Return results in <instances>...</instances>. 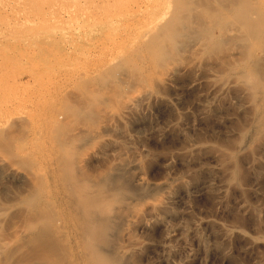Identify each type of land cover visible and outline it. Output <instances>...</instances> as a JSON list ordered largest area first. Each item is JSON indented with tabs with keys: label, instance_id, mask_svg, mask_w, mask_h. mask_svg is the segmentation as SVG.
Instances as JSON below:
<instances>
[{
	"label": "rangeland",
	"instance_id": "rangeland-1",
	"mask_svg": "<svg viewBox=\"0 0 264 264\" xmlns=\"http://www.w3.org/2000/svg\"><path fill=\"white\" fill-rule=\"evenodd\" d=\"M167 3L0 0V106L13 108L0 114V235L19 246L9 264L32 249L14 228L40 208L50 224L38 242L53 248L20 264L86 261L60 174L68 157L89 184L121 170L133 180L106 189L126 197L108 235L121 264H264V136L241 79L246 34L192 35L171 53L153 44Z\"/></svg>",
	"mask_w": 264,
	"mask_h": 264
},
{
	"label": "bare ground",
	"instance_id": "bare-ground-1",
	"mask_svg": "<svg viewBox=\"0 0 264 264\" xmlns=\"http://www.w3.org/2000/svg\"><path fill=\"white\" fill-rule=\"evenodd\" d=\"M203 2L204 3H200V0H168L166 10L164 11V14H163V18L158 20L155 23L156 25L154 26L155 27L154 29L157 30L156 33H154V35L150 34V35H153V38L154 37L158 38L161 35V37L157 39L158 42H156L155 40V42L153 41V44L158 43L159 45L160 43V46H162L163 49H166V50L169 49L170 51L172 50L171 53H173V50L177 46H180L181 44H184L185 42H187L186 40L188 38L191 39L192 35H195L197 37L198 36L204 37L205 40H207V42L213 41L214 43V41H216L217 43L220 41H224L225 39L230 38V37L233 38V35L235 34L237 35L238 33L240 34L243 33V36L244 34H246L245 37H243L242 34L241 36L243 37V41H242L243 48L248 53L247 54V68L248 69L246 71L244 70L245 72L241 73L242 74L241 79L245 81L243 83L248 84V87L250 88L251 98L256 100L257 102L256 104L257 114L254 113L255 116L257 115L256 117L257 119L255 120L256 121L255 124L251 123V125L252 124L256 125V129L253 128L254 130L253 129L252 130L253 131L256 130V134L263 137L264 136V71L262 70L261 64L262 62H264V0H217L218 5L215 6L214 8L209 7L210 4H208L204 0ZM228 2H232L230 7L224 8L221 6ZM257 15L260 16L259 19L256 18ZM211 27L216 28L218 32L217 36H215L216 37L215 39H210L211 37H209L211 35L209 32L212 29ZM158 30L162 31L163 34L161 32L160 34ZM240 34L237 36H240ZM156 35H159V36H156ZM248 47L250 48L248 49ZM256 50L260 51L262 54V56L260 55L259 58L256 57L255 55ZM166 52H163V55L164 53L166 54ZM244 52L245 51H243V53ZM164 56L163 58H165ZM118 60H121V59H118ZM113 63L114 61L111 63L112 66L114 64H117V63H114V64ZM239 75L240 74H238V76ZM17 80L15 81L16 83L18 82ZM12 82L14 83V81ZM125 100L123 101L125 102ZM26 101H28V99H26ZM7 103L10 104V102H7ZM5 107L0 106V114H4V110H8L9 108H11V107L8 108V106H5ZM253 131L250 132L251 135L253 134ZM66 159L62 160V162H64V165L60 166L61 167L60 174L61 176L63 175L61 179H62V182H64L65 184L64 185L65 188L63 187L64 193L67 195L65 197H68L73 202L71 206L72 208L70 209L68 216L72 214L71 212L73 210L72 218H74L76 225L72 224L73 223L72 220L70 221L72 222L70 223V225L72 226L74 225V227L76 226L77 230L79 231V234H80L79 238L81 240L80 247L82 246L81 249H85L86 247H89V252H87L88 254L85 253L86 249L83 251V253L81 252L82 254H87L86 257L84 255V257L82 258L86 260L85 261L86 264H121V258L113 254L112 251L109 252L111 250L110 249L111 247L109 246L110 240L108 239L109 238L108 235L109 233H111L110 231L113 227V223H114L113 219H116V218H113V209L115 208V206L113 207V205L114 203L122 202V200L125 199L126 197H123L124 194L121 191L120 193H118V196H113L112 195L113 193L111 195H107L106 189L107 188L110 189L111 188L110 186H114L118 188L117 190L129 189L127 187L130 186L129 184L130 179H131L130 176L127 175V171L121 170L119 171L120 174L118 173V175L116 176L109 175L110 177L100 178V177H97L96 175L98 179L94 177V179H96L95 181L92 180L93 179V176H92L90 180H92L93 183L89 184V182L85 180L86 176L85 177L83 176L84 180L81 178L82 176H80L81 175L80 173L78 174V176L81 179L76 177L73 170H74V167L76 170L77 166L73 167V164L68 162L69 157L67 160ZM57 169L58 168H56L55 170L57 171ZM57 172L59 173V171ZM57 172H56V175H57ZM61 179H57L56 181L61 180ZM132 181L130 183H132ZM59 184L60 182L58 183V185ZM61 184L63 185V183ZM112 192H115V191H112ZM128 196L129 195H127V197ZM40 209L41 210L37 216L35 215L32 216L33 218L32 219L29 218V220L27 219V222H25V224L23 225L18 224L14 228V231L17 235H19L21 232H24L25 235L28 236L29 242L32 244V247H31L32 249H30L24 256L21 255L15 258L14 260L12 259L13 261L12 260L11 261L13 264L14 263L20 264V262H22L23 260L31 259L33 255L37 253L38 250H41V251L44 250V253H45L48 251V249L51 251V247L53 248V246L50 245V242L44 243L45 242L44 241L43 242L44 244L38 242V240H40L39 237L40 236L42 237L44 232L47 231L48 226L50 224L49 211H45L42 208ZM70 217L71 216H69V218ZM115 224H116V221H115ZM0 230H1V224H0ZM78 248H79V244H78ZM18 249H19V246L17 247L16 245L14 248H10L11 250L10 251L8 244L2 240L1 235H0V264H9L10 259L14 257V254L17 252ZM107 249L109 251H107ZM42 252H38V253L42 254ZM47 254L45 253V256ZM78 259L79 258L77 257V260ZM80 263L82 264V261H80Z\"/></svg>",
	"mask_w": 264,
	"mask_h": 264
}]
</instances>
